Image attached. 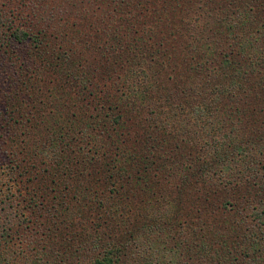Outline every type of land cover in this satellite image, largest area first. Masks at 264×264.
Wrapping results in <instances>:
<instances>
[{"label": "trees", "instance_id": "trees-1", "mask_svg": "<svg viewBox=\"0 0 264 264\" xmlns=\"http://www.w3.org/2000/svg\"><path fill=\"white\" fill-rule=\"evenodd\" d=\"M195 1L70 0L66 5L70 10L76 11L75 17L79 24L76 25V21L75 24L70 26L72 28L70 29L69 38L60 39L56 37L55 41H59L60 46L56 51V56H54L56 61L54 67L62 80L74 76L79 61L75 57L74 48L77 41L84 39L80 37L83 34L80 33L79 36L78 31L83 28L82 24L88 20V14H91L96 19V25L101 27L93 31L92 39H88L94 47L88 46L87 49L91 48L93 50L91 56L97 55L95 56V59L97 57L95 62H99V64L97 70H93V74L82 76L83 82L80 81V87L83 90H78L80 91L79 94H83L88 88L91 91L88 92L87 98L81 99L80 102L79 99H73L71 93L64 92L67 95L66 99L61 97L62 94H59L60 101L62 98L63 104L57 112L58 115H56V112L51 113L52 108L48 112L42 110L37 114L36 112L32 113L34 116L37 115L38 122L43 126L37 125L36 127L38 132L42 128L41 135L44 138L38 140L37 144L34 140H31L29 145L33 154L26 155L28 160L25 159L18 162L20 163L18 166L16 165V169L20 171L18 175L23 178V176L31 174L36 158L34 157L35 153L37 157L47 156L45 158L48 160H43L45 169L40 170L43 178H39L38 174L37 177L28 182L34 184L37 190L41 189L43 191L49 190V187L45 186L48 179H51L52 185H56V194L52 199L55 203L50 208L49 214L54 215L58 221H56V227L58 224H64L63 212L67 209L64 207L69 204L68 195L65 191H67L71 179L86 182V186L80 182L74 186V191L79 193L76 206L84 208L90 205L88 209L97 212L104 207L105 199H107V202L112 201V208H120L123 201L126 204H134L135 202L139 204L136 197L137 191L141 192V190L144 191V188L149 190L159 187V168H167V170L173 171L177 169L176 164L178 162L171 160L175 159L173 151L176 150V147L167 151L171 146L168 139H162L156 131L146 135L143 139L134 128L137 114L133 112L135 109L137 111V99L140 96L141 89L144 88L145 90L142 91H146L147 84H153V87L157 88L156 91L159 92L161 86L168 83L170 81L168 79H171L169 82L170 89L164 88L167 94L166 98L174 101L179 100L180 103H184L185 100L187 106H191L192 110L196 112L195 114L205 113L214 107L218 108L220 102L223 110L218 108V111L222 115L226 111L229 113L230 125L234 122H242L243 119L254 123L257 120V117L255 119L256 114L264 111V108H262L264 105V83L250 78L254 73V63L258 59L256 55L259 54L260 56L261 51L263 55L261 59L264 60V19L259 16L261 11H256L257 18L252 17L250 14L252 13L250 11L257 5L260 6L259 3H262V0H232L231 4L233 3L235 7L240 9V13H236L235 19L227 16V10L226 15L222 12L219 17H209L210 15H208L209 20L204 22V25L208 24L209 26L207 36L204 32H197V28H195L193 30L194 37H197L193 38L191 32H186L187 30H184L186 28H182L181 30H184L180 31L184 33L182 37L179 38L175 35V41L169 44L171 34L174 35V32H170L172 31L170 29L179 21L182 12L188 7H192ZM123 12H127L130 16H125ZM146 12L149 15L144 16ZM118 14H122L120 21L123 23V27L116 21ZM164 15L169 18H164ZM137 17L145 18V21L141 22V19ZM45 21L46 19L42 15H39L36 11H31V8L27 5V0H0V55L3 56L2 53L7 52V49L13 44L25 47L30 45L33 51L28 57L29 60L35 56L34 53H42L47 48L49 40V32L45 26ZM136 26H140V30H134ZM52 36L50 35L51 39L54 38ZM189 36L194 41L189 42L190 44L187 46L184 39ZM63 41H66V43ZM26 62L24 61L23 65ZM30 64L28 61L26 65L29 66ZM20 70L23 72L22 69ZM50 74L55 75L53 70ZM111 75L120 78L122 84H114ZM141 75L145 79L144 82H139ZM102 84L106 93L100 99L99 86H102ZM17 85L15 87L11 85L12 88H10L4 103L0 106V151L6 147V150L1 152L6 151L8 161L11 158L16 161L15 157H19V153L13 147H16L18 143H22L21 137H24L26 133L23 132L24 129L21 127L23 120L26 118L22 113L25 110L14 112L13 107H20L21 109L24 103L27 104V101L30 105L31 96L28 99L24 97V94L27 95L28 90L33 86L31 80L30 82L27 80V83L17 80ZM63 86L67 90L69 82L66 81ZM118 89L122 90L123 96L119 95ZM210 89L213 90L212 93L208 92ZM238 91H248V95L244 98L250 100L243 105V108L230 106L233 101L232 97ZM122 97H125L128 101L125 102V98L123 101ZM190 99L194 100H191V102ZM210 100L213 104L208 102ZM249 103L260 104L261 109L257 107L256 111H250L251 106H249ZM82 104L85 107L79 106ZM95 104L97 106L93 107ZM88 107H93L91 115H88V109H85ZM28 113L29 111H27V116ZM238 115H240L239 119L237 118ZM2 122H5V124ZM65 137L69 139L68 142L64 141ZM76 137L86 139V144H76ZM261 140L264 142V137ZM237 143L220 144L221 147L217 149L212 160L213 165H211L213 167L211 169L213 170L211 174H208V178L202 180L203 182L206 183L214 176L215 179H218L221 175L220 184L224 186L223 188H234L240 185L239 183H245V186L251 185L248 175L255 171L252 168V163H256L253 158L261 154L264 156V151L262 150L261 153L257 151V154H252L247 141L240 140ZM47 145L51 146L49 150L51 154L45 152ZM251 145L253 144L251 143ZM237 167L243 169L240 178H235L232 175L233 169ZM75 171L78 172L76 178ZM258 171L256 170L255 174ZM225 172L229 173L228 176L224 175ZM91 175L93 180L89 179ZM120 181L122 186H120ZM121 187L124 190L127 187L131 188L133 191L132 196L128 191L122 193ZM98 190L102 193L98 194ZM43 191L41 195L44 198ZM263 193L260 188L258 194L262 195ZM88 195L91 197L89 198ZM122 195H125V200H122ZM217 202L216 197L210 194L203 201V209L211 207L212 210L215 208L216 210H213L214 214L217 210L219 213L223 210L224 215L227 203L222 202L218 206ZM263 203L261 210L256 211L258 212L256 218H258L260 224L250 227L248 232L246 231V236L247 233L263 232L262 227L259 226L264 224ZM39 206L41 207V204ZM64 219L66 218L64 217ZM215 222L218 221L214 220L212 221L213 224L210 223L211 228L210 225H207L209 222L202 223V225L205 224L210 228L208 229L210 235L207 238H202L198 243L193 242V240L191 242H184L183 240L176 243L173 237H168L172 239L171 243L176 247V251L187 254L188 259L195 261L194 264H230L231 254L227 250L230 249V245L225 244V246H222V242L213 240L214 234L212 231L216 225ZM3 223L0 225V239L9 245V225ZM34 224L35 226L39 225L37 222H34ZM124 225L126 234L129 235V241L124 244L104 241L102 252L93 248V251H97V256L91 260L90 264H123V256H125L128 242L131 239L137 252L141 250V246L140 249L138 248V242L141 238L135 237H137L139 230L147 226L145 222L141 225L136 221L127 219ZM167 226L162 227L164 231L170 230V227ZM148 233L141 231V236H147ZM70 235L73 240L76 238L82 241L81 235H76L73 232ZM64 242L60 240V243L53 245L56 248L53 252H50L53 255L46 252L47 245H44L41 251L34 254L32 258L27 257V264H68V252L72 244L69 246V240ZM95 245L99 247L97 240L92 247ZM219 247H225L221 250L223 251L222 256L225 258L224 263V260L220 262L213 260L215 261L213 262L210 259V250ZM217 255L220 256L219 253ZM53 256H55L54 260ZM176 259H170V264H179ZM0 264H4L1 258ZM242 264L246 263L243 261Z\"/></svg>", "mask_w": 264, "mask_h": 264}, {"label": "rangeland", "instance_id": "rangeland-1", "mask_svg": "<svg viewBox=\"0 0 264 264\" xmlns=\"http://www.w3.org/2000/svg\"><path fill=\"white\" fill-rule=\"evenodd\" d=\"M69 2L70 0H27V5L31 8V11H36L46 19L45 26L49 32L47 48L42 53H34L35 56L30 60L28 57L33 51L30 45H26L25 47L13 44L7 49V52L2 53L3 56L0 55V106L4 103L10 88L17 85V80H22L25 83H27V80L29 82L31 80V84L33 85L28 90L27 95L24 94V97L28 99L31 96L30 105H28L27 101V104L24 103L21 109L20 107H13L14 112L25 110L22 113L26 117L21 126L24 129L23 132H26L25 136L21 137L22 143H18L16 147H13L19 153V157H15L16 161H14L15 159L12 160V158L8 161L6 151L1 152L6 150V147L0 151V225L3 222L9 225L8 234L10 236L9 245L0 239V258L2 262L4 264H27V257L32 258L34 254L41 251L44 245H47L46 252L50 253L56 249L53 245L60 243V240H63V242L69 240V246L72 245L68 252V264H90L91 260L97 256V251H93V248L102 252L104 241L121 242L122 244L129 241V235L126 234L124 223L127 219H131L141 225L145 222L147 226L139 230L137 237H135L141 238L138 242V248L140 249L141 246V250L137 252L136 248L132 245L131 239L128 242L125 256H123V264H145V262L147 264H170V259L175 258H177L176 261L179 264H194L193 262L195 261L188 259L187 254L176 251V247L172 245L170 237H173L176 243L183 240L184 242H191L193 240V242L198 243L199 240L207 238L210 235L208 229L212 227L210 223L214 220L218 222H215L216 225L212 231L214 234L213 240L215 242H222V246H225V244L227 246L230 245V249H227L231 254L230 264H242L243 261L246 264H264V224L259 225L262 227L263 232L255 233L253 230L255 234L253 232L247 233L246 236V231L248 232L250 227L259 223L258 218H256V214L258 213L256 211L261 210L262 202H264V197L262 198L264 193L262 195L258 194L260 188L264 192V156L262 154L256 155L253 158L256 163L252 160V168L255 171H252V174L248 175L251 185L245 186V183H239L240 185L238 186L242 187L236 186L237 188L226 189L220 184L221 175L218 179L212 176L213 178L206 183L202 181L209 177V173L211 174L213 170L211 169L213 167L212 160L217 149L221 147V143L223 145L227 143L238 144L237 141L244 140L249 143L248 148H250L252 154H257V151H260V153L262 150L264 151V147H262L264 142L261 140L264 137V111L256 114L255 119L257 117V120L254 123L243 119L242 122H234L231 125L229 113L226 111L222 115L218 111V108L223 110L220 102L218 108L214 107L205 113L195 114L196 112L192 110L191 106H187L185 100L184 104L180 103L179 100L174 101L166 98L167 94L164 88L170 89L169 82L171 79H168L170 81L161 86L159 92L156 91L157 88H154L153 84H147L145 92H143L144 88L141 89L140 96L137 99L138 109L137 111L135 109L133 113L137 114V120L134 121L136 126L134 128L140 137L144 139L146 135L156 131L162 139L166 138L170 141L171 146L167 151L176 147V150L173 151L175 159L171 160L178 162L176 164L177 169L173 171L167 170V168H159L160 172L159 174L157 173L159 175V187L149 190H145L144 188V191H137L136 197L139 204L136 202L134 204H126L123 201L120 208H112V201L107 202V199H105V208L103 207L97 212L90 211L88 209L90 205L84 208L76 206L79 193L74 191V186L78 182L86 186V182L83 183L82 180L75 181L71 179L68 183L67 191H65L68 195L69 204H67V207H64L67 208L63 212L64 224H58L56 227L58 221L54 215H49L50 208L55 203L52 199L56 194V185H52L51 179H48L45 186H48L49 190L43 191L41 189L37 190L34 184L28 182L37 177L38 174L39 178H43L40 170L45 169L43 160H46L45 157L47 156L37 157L35 153L34 157L36 158L31 169V174L23 176V178L18 175L20 171L16 169V165L18 166L20 164L18 162L25 159L28 160L26 155L33 154L31 152L32 149L30 151L29 145L31 140H34L35 144H37L38 140L44 138L41 135L42 128L38 132L36 127L37 125L43 126L38 122L37 115L34 116L32 113L36 112L37 114L42 110L48 112L52 108L51 113L56 112V115H58L57 112L62 108L63 104L62 98H67L64 92L71 93L73 99H79L80 102L82 101L81 99L87 98L88 92L91 91L89 88L83 94H79L80 91H78L83 90L80 87V81L83 80L82 76L93 74V70H97V65L99 64V62H95L97 60L95 56L97 55L91 56L93 50L91 48L87 49L88 46L94 47L88 39H92L93 31L101 27L96 25V19L91 14H88V20L82 24L83 28L78 31L79 36L82 33L83 35L80 37L84 39L77 41L74 48L76 52L75 57L79 60L74 76L62 80L54 67L56 64L54 56H56V51L60 46V42L55 41L56 37L60 39L69 38L70 29L72 28L70 26L77 21L75 17L76 11L70 10L66 6ZM231 2L232 0H196L192 7H188L179 16V23L177 22L173 25L172 29L169 28L172 30L170 31L171 33L174 32V35L171 34L169 38V44L175 41V35L181 38L184 33L180 31L184 30L191 32L193 38L197 37H194L195 33L193 30L195 28H197V32H204L207 36L209 26L208 24L204 25V22L209 20L208 15H210L209 17H219L222 12L225 14L227 10V16L235 19L236 13H240V9L235 7L233 3L231 4ZM259 4L260 6L257 5V7L250 11L252 12L250 14L252 17L257 18L256 11H261L259 16L264 19V0ZM123 14L127 17L130 16L127 12H123ZM146 15H149V13L146 12L144 16ZM121 16L122 14H118L116 21L123 27V23L120 21ZM164 18L169 17L164 15ZM140 19L141 22L145 21V18ZM78 24L79 22L77 21L76 25ZM139 28L140 26H136L134 30H140ZM182 28L186 29L181 30ZM50 35H53L52 37L54 38L51 39ZM184 41L189 46L194 40L189 36ZM63 42L66 43V41ZM257 45L259 44L257 43ZM63 49L65 50L66 48ZM261 52L260 56L259 54L256 55L258 59L254 63V73L250 78L251 80L257 79V81L264 83V60L261 59V56H263ZM24 61H27L26 64L29 61L31 63L30 67L26 64L23 65ZM51 69L55 75L50 74L52 73ZM111 76L114 79V84H122L120 78H115L116 74L115 76ZM170 76L172 75L170 74ZM144 80L143 75H141L139 82H144ZM66 81L69 82L67 90L63 86ZM99 91L101 99L106 93L103 84L99 86ZM212 91L210 89L208 92L212 93ZM122 93V90H119L120 96L124 95ZM59 94H62L61 101ZM115 94L117 93L115 92ZM126 94L128 95V93ZM246 95H248V91H238L232 97L233 101L230 103V106L243 108V105L250 100L249 98H244ZM124 98L122 97L123 101ZM127 101L125 98V102ZM208 102L213 104L211 100ZM259 105L251 103L249 105L251 106L250 111H256L260 108ZM79 106L85 107L84 104ZM95 106L97 105L95 104L93 107ZM93 107L85 108L88 109V115L93 113ZM262 108H264V105ZM27 111H29L28 116ZM237 118L239 119L240 115ZM2 123L5 124V122ZM76 139V144L78 145L79 143L86 144L87 142L86 139H80V137H76ZM64 141L68 142L69 139L65 137ZM251 143L253 145L250 146ZM50 147L47 145L45 152L51 154L49 151ZM38 148L40 149V147ZM256 170L259 171L255 174ZM74 173L76 178L78 172L75 171ZM182 174L184 175L181 177ZM228 174L224 173L227 176ZM242 174L243 169L241 167L233 169L232 175L235 178L242 177ZM92 177L91 175L89 179L93 180ZM120 186H122L121 181ZM42 191L44 192V198L41 195ZM121 191L122 193L128 191L130 196H132L133 191L129 187L125 188V190L121 187ZM97 193L101 194L102 191L98 190ZM210 194L216 197L218 206L222 202L224 204L227 203L224 215L222 213L223 210L220 213L217 210L214 214L213 210H216L215 208L212 210L210 209L211 207L203 209V201ZM122 200H125V195H122ZM40 204L41 207L39 206ZM34 222H37L39 225L35 226ZM203 222H209L207 225H210V228L205 224L202 225ZM165 225L170 227L169 231L163 230L162 227H165ZM56 231L57 234L59 233L58 235ZM141 231L147 233L149 231V233L147 236L142 237ZM71 232L81 235L82 241L76 238L73 240L70 235ZM96 240L99 247L97 245L92 247ZM223 248L219 247L210 250L211 261L216 260L220 262L225 259L222 256L223 251H221ZM218 253L220 256L217 255ZM50 255H53V253H50ZM54 258L55 256H53V260Z\"/></svg>", "mask_w": 264, "mask_h": 264}]
</instances>
